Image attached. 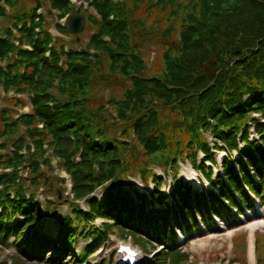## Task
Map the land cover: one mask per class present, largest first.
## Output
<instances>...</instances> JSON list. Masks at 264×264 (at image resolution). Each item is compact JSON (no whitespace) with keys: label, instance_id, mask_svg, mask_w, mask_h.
<instances>
[{"label":"trees","instance_id":"trees-1","mask_svg":"<svg viewBox=\"0 0 264 264\" xmlns=\"http://www.w3.org/2000/svg\"><path fill=\"white\" fill-rule=\"evenodd\" d=\"M180 2L182 7L177 5V8L185 10L191 6V13L180 23V29H177L180 36L175 41V46L166 48L163 53L167 74L162 77L146 78L142 75V51L133 44L132 38L136 27L137 41L146 32V28L143 21L140 23L139 19L133 18L132 11L137 13L144 3L150 4L146 14L155 8L163 11L166 3L174 5L172 1L121 0L112 3V0H92L90 4L99 19L89 17V25L94 34L89 39L87 49L64 53L61 49L62 43L58 41L49 59L42 55L49 41L48 34L43 31L40 36L33 38L31 29H21V41L30 43L33 46L32 52L17 50V57L10 62L7 71L4 73L0 70V84L4 83L5 88L12 87L18 92L32 94L30 114L13 121V111L4 109L1 112L3 129L0 136L4 139L1 147L11 144L14 152L11 156L0 155V167L11 169L9 174L0 175V243L14 246L22 256L13 259L12 264H24L22 260H33L48 249L55 257L71 256L69 264H77L84 257L72 250L73 234L70 232V222L65 225L58 223V229L55 230L57 235L66 232L69 234L61 243L43 233H33L29 241L24 238L25 227L35 225L41 229L40 222L44 217L40 204L34 202L32 197L26 199L21 183L23 181L16 170L23 164L24 167L31 168V184L35 186L42 178L39 164L48 165L42 149L48 139V145L61 159L62 167L72 176L74 200L86 198L91 204L90 212L84 214L87 219L100 216L114 221L113 225L104 226L106 231H112L113 227L128 228L137 207H140L139 213L143 208L142 200L134 204L132 198L144 196L135 189L126 190L122 185L126 173L122 154L124 151L128 152L130 146L117 139L115 134L118 130L123 132L129 128L130 132L124 138L133 133L146 147L151 145L150 150L145 153L147 155L157 152L174 156L187 150L191 152L187 157L192 163L198 157L197 150L210 155L204 136L210 131L228 151V155H231L230 151L236 150L237 163L245 167L242 161L245 158L248 165L250 163L256 170V176L260 177V168L264 166V0ZM8 4L15 7L18 2L8 0ZM50 4L60 16L70 10L68 0H50ZM39 5L36 0L35 6ZM128 6L130 9L126 8ZM16 11L13 17L16 22L33 18V10ZM173 13L177 14L176 11ZM0 14H3L1 7ZM170 15L165 18L169 27L160 33L162 41L171 40L174 20H170ZM239 22L242 26L248 25L254 36L249 35V40L238 46L232 45L223 49L205 64L206 50L209 47V41H205L211 40L210 37L220 30L227 35ZM61 30L66 32L64 28ZM231 33L239 34L233 29ZM252 41L258 43L257 47L254 48ZM228 46L229 42L225 47ZM10 50V43L0 40V56ZM88 50H93V53ZM246 51L250 52L243 56ZM183 53L188 56L196 54L195 59L186 63ZM175 54L177 56L173 57ZM219 55H224L225 64ZM62 57L65 58L67 68L59 66ZM216 57L220 59L215 60ZM103 62V69L98 68L97 64ZM229 63H233L229 69L216 73ZM234 69L253 77L256 83L245 84L240 75L233 73ZM111 78L113 82L109 81ZM116 78L128 84L121 99L110 98L104 105L94 106L97 88L100 86L105 92L107 88L117 84ZM108 108L115 114L111 121L109 113L106 112ZM257 114L259 117H255ZM38 123L43 124L42 129L36 127ZM19 125L25 127L21 135H18ZM251 127L258 139L250 138L248 131ZM180 134L184 137H179ZM26 140L33 144L35 152L28 154L27 159H22L16 150L28 146ZM240 143L242 149H239ZM78 154L80 161L75 162L74 158ZM256 163L258 169L255 167ZM228 165L230 161L226 162V166ZM138 170L146 179V167L139 165ZM261 175L264 177V169ZM109 180L112 182V189L105 191L100 202L90 197L97 187ZM254 187L258 191L257 186ZM219 188L223 194L228 190L222 182ZM9 192L14 193V199H11ZM262 193L264 198V189ZM154 199L159 202L167 200L160 193ZM196 199L198 202L201 196L196 195ZM187 201L188 197L185 196L178 214L184 210L192 214L194 208ZM119 205H123L120 210ZM74 212L83 214L78 206H74ZM178 214L173 213L174 218H180ZM16 215L21 216L22 220H17ZM165 215V209H161L154 211V216L151 217L158 221ZM137 221L138 226L131 229L142 230L147 236L157 228L155 221H142L139 218ZM10 233L14 237L12 244H9ZM121 233L123 237L126 235ZM89 234L93 239L89 250L91 253L107 234L98 230L89 231ZM132 236L135 238V235ZM28 244H31L30 248L26 247ZM48 262L53 261L48 259Z\"/></svg>","mask_w":264,"mask_h":264},{"label":"rangeland","instance_id":"rangeland-1","mask_svg":"<svg viewBox=\"0 0 264 264\" xmlns=\"http://www.w3.org/2000/svg\"><path fill=\"white\" fill-rule=\"evenodd\" d=\"M30 1L31 0H18V4L25 2L27 7H29L31 5ZM165 1L166 2L172 1L174 2V5L170 6L169 3H166L165 10L160 11L159 8L150 9L148 13L146 14L145 11L146 9L150 7V4L144 3L137 13L135 11H132L133 18L135 17L136 19H139L138 21L140 23H142L143 21L145 28H146V32L142 33V35L139 36V41H137L136 31L138 27H136V29L133 31L134 37L132 38L133 44H135L138 49L140 46L142 50L144 61H145L142 75H144L146 78L166 76L167 71L165 69L166 66L163 60V53L165 52L166 48L175 46V41H177V39H179V36H180V32L177 29H180V23H182L183 20L187 18V15L191 13V9H190L191 6H188V8H186L185 10L177 8V5L182 7V2H180V0H165ZM126 8L130 9V6ZM174 11L177 12L176 15H174L173 13ZM228 12H230V10ZM170 13H173V15H170ZM169 15H170V20H174V23L171 26L173 33L170 37V39L174 41L171 44H167V42H171V40L162 41L160 37L161 31L164 30V28L169 27L167 21L165 20V18H167ZM145 16H148V18L145 19ZM50 21L52 22L51 28L53 29V25L56 23V20L51 17ZM10 24H11L10 21H8L7 19H4L0 23V37H1V30L3 31ZM232 29L237 30L239 34L238 33L232 34L231 33ZM232 29L228 31L227 35L223 33V30H220L219 33L215 32L213 36L210 37L211 40L207 39L205 41V42L209 41L208 42L209 47L206 50L207 56L204 62L205 64L208 61H211L214 55L220 53L221 51H223V49H228L232 45L238 46L239 44H242L243 42L249 40V38L251 37L249 35L254 36V32L249 28V26L248 25L242 26L241 22L234 25ZM89 36H90L89 33L85 32L83 36H81L83 37L82 43L78 45V47H74V48L83 49L84 45L88 41ZM224 41H227V42H224ZM228 42H229V46L225 47L228 44ZM251 43L254 46V48L257 47L258 45V43H255L254 41H252ZM250 51L243 52V56L248 54ZM183 54L186 57L185 59L186 63H189V61L194 60L196 56V54L191 55V56H188V54L186 53H183ZM176 56L177 54H175L173 57H176ZM219 56L223 60L222 63L225 64L224 55H219ZM220 58L216 57L215 60H219ZM232 65L233 63H229L227 67H221L219 70L216 71V73L219 72L220 70H227ZM97 67L98 68L101 67L103 69L104 62L102 64H97ZM233 71H234L233 72L234 74L241 76V79L244 81L245 84L252 85L256 83L253 77L241 74L239 69L237 70L234 69ZM230 73L232 72L230 71ZM112 81L113 80H110V82ZM126 87H128V84L121 80H117V84L115 86L107 88L105 92L103 91L102 87L99 86L94 94V106L104 105L106 101L110 98H116V99L121 98V96L123 95L124 88ZM0 106H3V103L1 101H0ZM108 111H109L110 121H111V118L115 117V114L110 108H108L106 112ZM256 117H259V115L257 114ZM129 132H130L129 128H127L126 131L124 130L123 132L121 130H118L115 136L117 137L119 141H125L126 144L131 147V149L134 151V154L139 157L140 159L139 163L147 160L148 162H151L153 164V166L149 168L150 171L148 172H153V174H155L156 176H162V173L160 169L158 168L159 166H154V165H157L160 163L163 164L164 160L161 158H154L152 155L145 154L146 152L150 150L151 145L146 147L141 141L139 142L137 140V138L135 137L133 133H131L129 137L124 138V136L128 135ZM179 137H184V135L180 134ZM161 156L165 157L167 156V154H162ZM130 158L131 156L127 155L123 161V164H125L127 160ZM177 163L179 166L178 173H177L179 174V179L180 178L182 179L183 177L186 178L185 180L190 179L189 177L190 164L182 160H178ZM231 166L235 170L234 164H232ZM216 168H219V167H216ZM194 173H196V179L193 181L196 184L200 183V181L205 183L203 181L204 178L200 175L199 172L194 171ZM132 177L137 178V174H135L134 176H130V178ZM191 177L194 178L193 176ZM136 178H132V180L130 181L131 187L142 190V186H141L142 183L139 179H136ZM199 179L200 181L198 182ZM62 184L63 183L61 180L48 176V180L46 184L43 185L42 189L45 195H48L49 198L55 199V195L58 192L60 193L65 192V188L62 186ZM173 185H174V182L171 184V186L173 187ZM207 186L211 187L210 184ZM151 187L154 188V186H151ZM197 187L199 188V186ZM176 188H178V185H176ZM233 191L235 194L240 196V193H237L235 190ZM44 194L43 196L45 197ZM254 199H255L253 201L254 204L250 207V209L246 210L248 217H252L253 215H256L259 213H264V210L258 211V212L255 211L256 206L259 205L258 200H260V198L254 195ZM61 206H62L61 208L57 209L56 211L52 212L51 215H49L50 218H48L47 221L44 222V225H46V227L48 226L54 227L57 225V220L61 221V220H64L66 217H70V215L72 214L71 209L67 205H61ZM228 218H230L232 222H234L235 217L229 216ZM246 218L247 217L245 216L243 221H236V223L233 224L231 228L229 229V230H232L234 228H237L234 234L235 236L233 238V248H231V239L222 240V238L225 237L226 231L219 230V227H221V225L206 226L204 219L203 218L200 219L201 225L199 224L197 225L195 223V225L192 226L193 228L191 229V231H189L191 234L190 235L187 234L189 238L188 242L187 243L185 242L183 245H181L182 250L180 252H185V254H187L188 256L187 264H240L238 261H235V259H236V256H238V258L242 257V249L244 250L245 260H243L241 264H249L247 252L245 251V247H244L245 243L243 244L244 238L240 237L241 236L240 233L245 232L247 230L244 226L246 222ZM86 219L87 217L84 214H75L73 218V222L74 223L80 222L81 227L71 225V228H70V232L73 234V236H78V245H79L78 249L82 248L85 245L84 241L82 240L84 238H81L80 236L83 237L84 234L87 232V230L91 228L89 225L82 226V224H84ZM102 222L103 220H100V219L95 221L94 224L92 225L91 230H94V228L103 229L104 224H102ZM81 230L84 231L83 234L80 233ZM103 231L108 232L106 231V228H104ZM257 233H258L257 236H260L259 238H257L258 254L264 256V238L262 237L264 235V228L257 230L256 234ZM210 234H214L215 235L214 238H208ZM88 236L90 237L91 235L89 234ZM108 236H109L108 237L109 241L105 244L101 253L94 258L88 259L87 264H96V262L102 263V264H108L109 262H111V260L116 257L115 251L117 248V244L120 241L125 244H132L136 246L138 250H140L141 252L146 251L148 247L146 245L139 244L138 240L133 237H128L127 240L124 241L122 239L121 232H119V236L114 235L111 232H108ZM237 237H240V238H237ZM13 251H14L13 247L0 248V264H10L11 263L10 259L12 258V256L14 257L15 255ZM173 255L176 256L178 254L174 252ZM141 259L147 262V259H145L144 257H141ZM148 261H150V258H148ZM22 263L26 264V262L23 260H22ZM34 264H43V263H34Z\"/></svg>","mask_w":264,"mask_h":264},{"label":"bare ground","instance_id":"bare-ground-1","mask_svg":"<svg viewBox=\"0 0 264 264\" xmlns=\"http://www.w3.org/2000/svg\"><path fill=\"white\" fill-rule=\"evenodd\" d=\"M263 215H253V219L249 223H245L244 226L248 230V236H247V245H248V259H249V264H256V254L254 251V241H255V236H256V230L264 228V218L262 217ZM225 234V237L222 238V240H228L231 239L234 234L235 230L229 231ZM214 234H210L208 238H214Z\"/></svg>","mask_w":264,"mask_h":264},{"label":"water","instance_id":"water-1","mask_svg":"<svg viewBox=\"0 0 264 264\" xmlns=\"http://www.w3.org/2000/svg\"><path fill=\"white\" fill-rule=\"evenodd\" d=\"M66 27L69 32L77 34L83 31L85 27L84 17H72L66 21Z\"/></svg>","mask_w":264,"mask_h":264}]
</instances>
